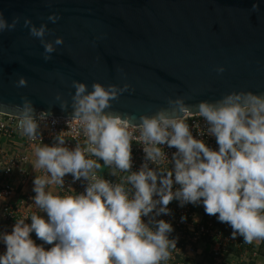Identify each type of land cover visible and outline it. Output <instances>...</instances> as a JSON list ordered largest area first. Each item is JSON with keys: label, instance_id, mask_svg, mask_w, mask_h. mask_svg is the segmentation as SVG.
Returning <instances> with one entry per match:
<instances>
[{"label": "clouds", "instance_id": "clouds-1", "mask_svg": "<svg viewBox=\"0 0 264 264\" xmlns=\"http://www.w3.org/2000/svg\"><path fill=\"white\" fill-rule=\"evenodd\" d=\"M257 8L254 3L252 10ZM59 19L56 13L47 18L53 23ZM19 20L16 16L9 22L0 13V32L11 31ZM23 24L40 40L43 59L50 60L64 38L46 40L51 31L47 22L37 26L24 18ZM216 71L222 73L224 66ZM15 83L24 87L27 77L21 75ZM71 87L70 101L59 92L55 100L62 110L71 107V117L83 130L84 146L77 143L69 149L62 131L54 137L55 143L35 148L33 168L44 169L46 175L33 180V203L46 215L33 213L30 223H25L28 217L21 218L11 232H0V242L6 246L0 264H164L176 240L169 238L172 224L156 217L169 213L173 199L181 206L202 204L207 215L228 224L232 237L242 236L244 243L264 240V94L233 91L198 104L206 132L218 145L212 149L193 137L186 122L193 106L183 96L168 100L171 111L161 108L152 115L141 114L139 123H133L129 114L106 111L130 88L128 83L95 81L89 90L86 82L73 80ZM21 101L16 106L18 128L34 139L52 112L37 114L31 99L24 96ZM134 131L139 135L134 136ZM133 140L143 145L146 161L137 171H131ZM165 145L176 149L170 169L161 167L168 157L161 147ZM149 161L158 168H150ZM102 165L118 182L97 175ZM66 174L73 181L87 182L82 193H53L51 186L63 187ZM174 184L179 185L175 190ZM33 232L52 246L36 244L30 236Z\"/></svg>", "mask_w": 264, "mask_h": 264}, {"label": "water", "instance_id": "water-1", "mask_svg": "<svg viewBox=\"0 0 264 264\" xmlns=\"http://www.w3.org/2000/svg\"><path fill=\"white\" fill-rule=\"evenodd\" d=\"M258 4L256 10L252 5ZM11 31L0 32V113L18 116L26 96L38 114L71 117L56 93L70 101L73 80L130 88L106 111L141 114L171 111L170 98L198 104L233 91L264 94V0H0ZM59 15L55 23L47 18ZM30 18L51 30L46 40L64 38L52 58L43 59L40 40L23 24ZM224 71L217 73V66ZM27 77L17 87L20 76Z\"/></svg>", "mask_w": 264, "mask_h": 264}, {"label": "built area", "instance_id": "built-area-1", "mask_svg": "<svg viewBox=\"0 0 264 264\" xmlns=\"http://www.w3.org/2000/svg\"><path fill=\"white\" fill-rule=\"evenodd\" d=\"M53 118L56 119L55 124L51 122ZM19 119L17 116L0 113V232H11L16 220L21 218L28 217L25 223H30L33 213L46 215L33 203V180L37 175H46L44 169L33 168L36 160L35 148L55 143L54 137L62 131L65 145L69 149L74 148L77 143L84 146L85 136L75 118L49 117L41 123L40 135L34 139L21 134L18 128ZM186 122L194 138L202 139L212 149H218L215 138L206 132L207 123L199 114H189ZM138 135L139 132L134 131V136ZM161 147L168 156L161 167L170 169L173 166L170 161L176 149L166 145ZM131 153V171H137L146 162L143 145L133 140ZM100 163L103 164V161ZM148 165L153 169L158 168L150 161ZM97 175L111 182H118L119 179L111 175L110 169L103 165ZM63 179V187L51 186L54 194L76 195L82 193L87 186L83 179L73 181L71 174H66ZM178 187L179 185L174 184L173 190ZM167 207L169 213L161 214L156 219H164L172 224L173 231L169 238L176 240V248L171 249L170 259L164 264H264V240L244 243L242 236L233 238L232 228L219 222L215 215H207L202 204L186 203L181 206L178 200L173 199ZM144 219L147 220V217ZM30 236L36 244H43L34 232ZM43 246L50 248L52 245ZM5 250L6 246L0 242V253Z\"/></svg>", "mask_w": 264, "mask_h": 264}, {"label": "crops", "instance_id": "crops-1", "mask_svg": "<svg viewBox=\"0 0 264 264\" xmlns=\"http://www.w3.org/2000/svg\"><path fill=\"white\" fill-rule=\"evenodd\" d=\"M5 143V142H4ZM0 173H1V166H0ZM0 204H1V201H0Z\"/></svg>", "mask_w": 264, "mask_h": 264}]
</instances>
